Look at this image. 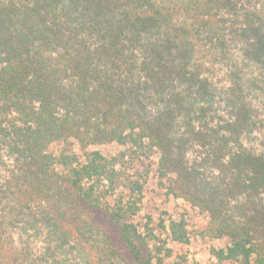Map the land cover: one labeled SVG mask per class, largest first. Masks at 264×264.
<instances>
[{
  "label": "trees",
  "instance_id": "trees-1",
  "mask_svg": "<svg viewBox=\"0 0 264 264\" xmlns=\"http://www.w3.org/2000/svg\"><path fill=\"white\" fill-rule=\"evenodd\" d=\"M255 68L264 0H0V264H48L14 237L44 226L82 264H191L184 214L139 220L154 178L217 264H264Z\"/></svg>",
  "mask_w": 264,
  "mask_h": 264
},
{
  "label": "rangeland",
  "instance_id": "rangeland-1",
  "mask_svg": "<svg viewBox=\"0 0 264 264\" xmlns=\"http://www.w3.org/2000/svg\"><path fill=\"white\" fill-rule=\"evenodd\" d=\"M242 71L243 74L246 73L245 68H243ZM253 71V75L257 78L256 85L258 86L256 91L252 88L253 99L255 105L258 108L260 106L262 108L264 105V69L260 70L255 68ZM227 72L228 70L223 71V75L221 76L222 82L218 83V88L230 85L228 79V84L226 83ZM254 76L249 72L245 80L253 79L252 77ZM246 144L248 146L251 144L259 150H264V129L257 127L250 138L246 139ZM182 214H184L188 220L189 228L192 232V239L188 245L172 244L175 254L186 255L191 264H217V260L213 257L211 250L213 248L225 247L228 241L226 239H204L200 236L194 235V233L202 230L208 223L207 214L202 213L198 208L192 207L183 199L168 197L165 190L158 185L157 178H154L145 193L142 212L139 218L140 222L144 224L149 221V218H151V225L157 228L160 219L164 218L169 222L171 218H177ZM14 237L16 238V246L20 249L21 247H26L33 262L35 259L46 257L49 260L48 264H54V262H60L63 259L66 260V264L83 263V258L77 249L71 253V248L68 247L69 245L64 247L62 245V239L58 236H51L49 234V228L45 226L41 231L28 229L27 231L22 232L16 230L14 232ZM55 247L60 249L56 250ZM52 252L57 253L56 257H48L49 253ZM41 264L47 263L41 261Z\"/></svg>",
  "mask_w": 264,
  "mask_h": 264
}]
</instances>
